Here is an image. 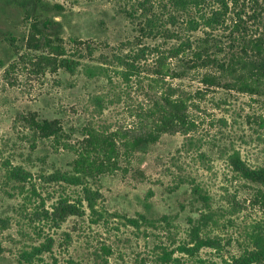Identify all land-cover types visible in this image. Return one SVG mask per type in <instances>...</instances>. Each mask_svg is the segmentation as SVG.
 <instances>
[{
    "label": "rangeland",
    "instance_id": "obj_1",
    "mask_svg": "<svg viewBox=\"0 0 264 264\" xmlns=\"http://www.w3.org/2000/svg\"><path fill=\"white\" fill-rule=\"evenodd\" d=\"M25 1L0 0V264H215L241 254L253 225L264 220V208L252 205L258 187L238 179L228 157L238 150L248 165L264 166V100L223 88L207 92L203 100L195 97L199 108L190 109L198 126L194 131L163 136L139 151L131 165L124 162L123 170L89 184L99 193L95 212L83 200L81 187L47 184L42 178L70 171L73 152L56 150L50 141H37L33 148L32 135L19 122L30 111L62 119L71 144L82 139L77 129L89 123L103 131L137 130L138 112L170 86L185 93L203 89L201 73L167 78L150 89L158 54L140 50L179 48L185 38H204V12L171 17L163 0H153V6L159 5L156 17L169 30L165 38L151 33L150 19L155 17L139 9L136 0H43L39 13L63 26L69 57L104 68L108 76L92 78L83 70L42 75L24 56L29 28ZM254 11L250 0H240L227 24L233 27L239 14L250 34H258L262 26L253 19ZM206 14H212L211 7ZM229 34L223 30L210 35L222 50L212 48L211 56L225 59L240 50ZM73 40L90 44L92 53L83 48L75 54ZM138 53L143 73L125 80V68L115 56ZM97 97L103 103H95ZM9 165L22 166L32 176L26 183L11 182L6 178ZM196 187L210 198L209 206L195 193ZM61 198L85 215L55 225L45 213ZM195 228L202 238L218 239L219 247L190 256L184 249L195 246ZM48 238L54 242L52 252L29 263L25 253L42 247ZM104 246L111 255L104 254Z\"/></svg>",
    "mask_w": 264,
    "mask_h": 264
},
{
    "label": "trees",
    "instance_id": "obj_2",
    "mask_svg": "<svg viewBox=\"0 0 264 264\" xmlns=\"http://www.w3.org/2000/svg\"><path fill=\"white\" fill-rule=\"evenodd\" d=\"M139 9L146 10L155 19H150L151 33L155 36L161 34L168 38L169 30L165 28L156 17L158 6H153V0H136ZM240 0H163V7L170 10V15L181 14L191 15L194 11L204 12L201 17L204 22L206 36L197 40L185 38L179 48L173 47L162 50L160 47L151 49L149 47L140 50L148 55L158 54L156 68L151 70L153 76L149 83L150 89H154V83L160 85L165 83L167 78L182 79L189 75L200 74V82L203 89H198L195 93L179 92L170 88L166 94H161L155 98L152 105L142 108L138 114V129H120L113 132L100 130L94 124L89 123L80 129L82 139L71 144V135L66 130V125L62 119H48L41 117L39 113L30 111L26 115L19 117V122L25 130L32 135V146L37 141H50L56 150L66 149L72 151L74 159L71 163L70 171L57 170L42 178L47 184H65L72 187H81L83 200L88 203V208L95 212L96 202L99 193L90 187L91 182H99L102 177L113 175L117 171L123 170V163L132 164L136 154L146 147L156 145L165 135H188L198 126L196 120L191 116L190 109L199 108L193 99L203 100L207 92L217 88L227 91H236L250 96L252 99L264 100V0H250L255 5L252 15L254 20H258L262 26V32L250 34L249 27L243 17L239 14L237 20H233V27L227 24L230 17V10L238 5ZM43 0H28L22 3L25 8V19L29 23L28 36L26 38L27 51L24 56L28 63L38 74L58 73L64 71L75 75L79 70L85 71L89 77H107L108 72L104 68L89 66L79 59L69 57L63 38V26L55 20L42 18L39 9L44 5ZM211 7L212 14H206V10ZM216 8V9H214ZM260 10V11H259ZM194 24V23H192ZM143 29V28H142ZM195 31L196 28H193ZM230 31V38L233 43H238L240 50L230 52V57L219 59L211 56L210 51L221 47L214 37H210L214 31ZM145 34V33H144ZM75 45L74 53L84 50L91 54L92 46L80 40H73ZM35 53V54H34ZM221 53V52H220ZM126 55L115 56L120 63L119 67H124L121 72L125 80L134 76H141L143 68L139 64L143 56ZM74 56V55H73ZM137 57V58H136ZM178 61L173 64L172 61ZM0 63V67H2ZM12 64V68H14ZM10 67V68H11ZM11 68V69H12ZM179 69V70H178ZM204 71V72H202ZM103 98H95V103H103ZM195 101V100H194ZM228 164L236 177L251 185L257 186L252 205L264 208V166L252 167L242 159L241 152L233 150L228 157ZM31 173L22 166H6V178L11 182L26 183L31 177ZM195 193L201 200L209 206L210 198L202 194V189L194 188ZM82 203V201H81ZM45 217L52 219L55 225L60 226L70 216L85 215L78 206L69 204L68 200L61 198L55 204L51 213L46 212ZM41 215V214H40ZM208 218V216H203ZM145 221H148L143 217ZM4 221L0 219V224ZM137 224L136 221L132 222ZM200 229L195 228L194 243L192 248H185L184 251L190 256H196L200 249L217 248L220 245L218 239L208 236L202 238ZM54 242L51 238L42 247L33 248L32 252H26V259L29 263L33 258L52 252ZM105 255L112 254L109 247H102ZM165 255H168L165 252ZM168 261V260H167ZM72 264H77L71 262ZM145 264V263H143ZM215 264H264V220L256 222L248 235V244L242 249L241 254L233 255L229 259H224Z\"/></svg>",
    "mask_w": 264,
    "mask_h": 264
}]
</instances>
